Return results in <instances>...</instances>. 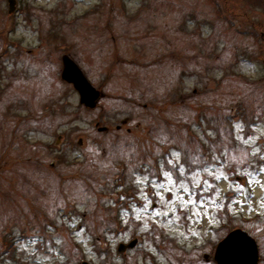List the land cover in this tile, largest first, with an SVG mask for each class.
I'll list each match as a JSON object with an SVG mask.
<instances>
[{
  "label": "rangeland",
  "instance_id": "374dc122",
  "mask_svg": "<svg viewBox=\"0 0 264 264\" xmlns=\"http://www.w3.org/2000/svg\"><path fill=\"white\" fill-rule=\"evenodd\" d=\"M9 11L0 0V264H214L235 229L264 264V0ZM65 55L96 106L62 79Z\"/></svg>",
  "mask_w": 264,
  "mask_h": 264
},
{
  "label": "water",
  "instance_id": "95a60500",
  "mask_svg": "<svg viewBox=\"0 0 264 264\" xmlns=\"http://www.w3.org/2000/svg\"><path fill=\"white\" fill-rule=\"evenodd\" d=\"M15 3V0H9L10 12L14 10ZM63 64L62 78L74 85L75 89L80 93L81 103L89 107L95 106L99 93L69 56L63 57ZM132 245L134 246L135 243ZM238 248L239 251L236 256L235 252ZM240 251H244L246 255H239ZM215 260L218 264H259V249L253 237L242 229H236L219 243ZM83 264L87 263L84 262Z\"/></svg>",
  "mask_w": 264,
  "mask_h": 264
},
{
  "label": "flooded vegetation",
  "instance_id": "af4514ba",
  "mask_svg": "<svg viewBox=\"0 0 264 264\" xmlns=\"http://www.w3.org/2000/svg\"><path fill=\"white\" fill-rule=\"evenodd\" d=\"M69 84V83H68ZM69 85H72V84H69ZM73 86V85H72ZM73 88H74V86H73ZM75 89V88H74ZM76 90V89H75ZM77 91V90H76ZM99 94H98V99L96 100V102L99 100V98H100V96H101V93H100V91L98 92ZM82 106H85L86 108H89V106H87V105H85V104H81ZM95 106H96V104H95ZM90 109V108H89ZM118 127V129L120 128V126H117ZM107 129V128H106ZM100 131H102L101 129H100ZM104 131H106V130H104ZM260 253V252H259ZM204 259L206 260V261H212L214 264H217L216 263V260H215V258H214V256H213V254L211 255V254H205L204 255ZM259 264H260V257H259Z\"/></svg>",
  "mask_w": 264,
  "mask_h": 264
},
{
  "label": "bare ground",
  "instance_id": "6f19581e",
  "mask_svg": "<svg viewBox=\"0 0 264 264\" xmlns=\"http://www.w3.org/2000/svg\"><path fill=\"white\" fill-rule=\"evenodd\" d=\"M238 251H239V248H238V249L236 250V252H235V255H236V256H237ZM239 255H241V256H245L246 253H245L244 251H240Z\"/></svg>",
  "mask_w": 264,
  "mask_h": 264
},
{
  "label": "snow or ice",
  "instance_id": "6c2138e0",
  "mask_svg": "<svg viewBox=\"0 0 264 264\" xmlns=\"http://www.w3.org/2000/svg\"><path fill=\"white\" fill-rule=\"evenodd\" d=\"M262 170H264V169H262ZM262 186H264V185H262Z\"/></svg>",
  "mask_w": 264,
  "mask_h": 264
}]
</instances>
